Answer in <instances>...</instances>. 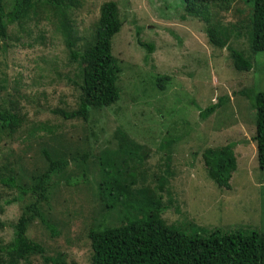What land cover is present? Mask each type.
I'll list each match as a JSON object with an SVG mask.
<instances>
[{
  "label": "rangeland",
  "instance_id": "rangeland-1",
  "mask_svg": "<svg viewBox=\"0 0 264 264\" xmlns=\"http://www.w3.org/2000/svg\"><path fill=\"white\" fill-rule=\"evenodd\" d=\"M31 1L0 41V111L20 119L11 136L0 131V173L11 169L29 183V176L46 169L43 152L66 161L50 178L47 202L39 206L57 234L39 220L26 231L42 247L43 257L61 255L65 264H89L88 230L118 226L124 214L135 213L132 208L126 212L120 202L105 208L97 186L102 169L111 179L131 182V191L146 190V197L165 207L161 219L186 235L238 231L264 237V172L257 168L249 140L254 134L252 97L264 90V53L252 54L248 48L247 0L213 6L209 24L185 15L180 0H73L63 14L43 0ZM106 1L115 3L120 23L110 41L118 98L90 110L86 121L63 120L53 111L76 108L78 91L72 82L79 83L65 41L79 48L90 45L99 7ZM13 2L1 0L3 11ZM210 26L226 38V46L208 42L205 29ZM136 39L153 47L151 53ZM229 49L247 57L251 69L237 72ZM218 99L221 103L205 116L204 109ZM166 141L167 148L159 146ZM220 154L235 164L228 188L207 177L210 155ZM81 175L80 184H65L66 178ZM15 195L0 187V247L11 241L21 211L23 202L4 203ZM140 201L141 196L131 203L139 206ZM43 257L32 255L19 264H49Z\"/></svg>",
  "mask_w": 264,
  "mask_h": 264
},
{
  "label": "trees",
  "instance_id": "trees-1",
  "mask_svg": "<svg viewBox=\"0 0 264 264\" xmlns=\"http://www.w3.org/2000/svg\"><path fill=\"white\" fill-rule=\"evenodd\" d=\"M44 5L54 10L68 9L73 0H43ZM229 0H180L185 15L209 24L212 8L215 5H228ZM31 0H14L11 8L4 12L0 0V41L6 38V27L19 21L31 8ZM250 8L249 23V51L264 53V0H247ZM93 40L90 45L77 47L74 41H65L68 61L77 64L74 83L77 88L76 108L70 111L54 110L53 113L63 120L80 118L87 120L90 110H99L114 103L118 98L114 85L117 70L110 54V41L118 31L120 23L117 18V7L114 2L106 1L99 7L95 21ZM208 42L218 48L226 46V38L221 39L215 27L205 29ZM141 47H146L151 53L153 47L145 45L136 39ZM228 49V48H226ZM231 65L237 72H247L252 65L240 51L229 49ZM168 81V77L160 78ZM206 107L204 115L213 112L221 103V99ZM254 134L249 139L255 145V159L259 171L264 172V90L256 92L252 97ZM203 115V116H204ZM20 125V119L9 111H0V131L11 136ZM159 146L167 148L169 142H160ZM211 150V149H210ZM215 150L212 151V155ZM46 169L39 175L29 176V183L16 178L11 169L3 168L0 173V187L7 191H15L16 195L4 201L5 205L20 203L21 211L12 224V239L0 247V264H19L26 262L32 255L43 257L42 247L26 236L28 226L35 220L55 236L54 226L47 222L40 213L39 206L47 202L50 178L66 161L57 159L48 152H43ZM213 165L207 169V177L223 188H228L227 179L235 164L226 154L213 158ZM210 161V160H209ZM208 161V163H210ZM217 161V162H215ZM104 162L102 166H110ZM207 167V166H206ZM109 172L102 169L100 181V196L103 197L107 210L113 209L118 202L126 212L134 210L133 215L124 214L123 223L115 227L105 225L90 228L87 233L91 251L89 264H264V237L255 232L243 234L241 232L210 233L206 236L186 235L179 226L168 225L160 215L165 210L157 201L145 195L146 190L129 188L132 183H123L111 179ZM28 181V180H27ZM82 181L81 176L65 179L67 186H76ZM163 183V182H162ZM162 185L160 184V188ZM163 190V187H162ZM141 196L138 205H132L131 200ZM160 206V207H159ZM44 263L65 264L63 257L58 255L54 259L43 257Z\"/></svg>",
  "mask_w": 264,
  "mask_h": 264
}]
</instances>
